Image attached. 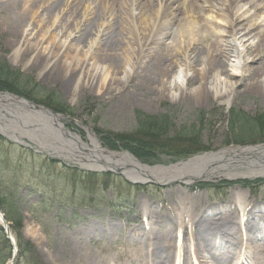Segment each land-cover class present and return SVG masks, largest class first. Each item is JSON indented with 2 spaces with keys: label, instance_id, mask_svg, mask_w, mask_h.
Masks as SVG:
<instances>
[{
  "label": "rangeland",
  "instance_id": "1",
  "mask_svg": "<svg viewBox=\"0 0 264 264\" xmlns=\"http://www.w3.org/2000/svg\"><path fill=\"white\" fill-rule=\"evenodd\" d=\"M32 3L33 0H23L27 7ZM258 5L260 8L256 10ZM97 6L102 11L104 5L99 3ZM40 13L41 9L36 15ZM69 13L62 15V22H54L53 18L47 27L40 21L35 22V30L28 36L32 25L27 26L23 39L27 36L32 42H39L41 45L38 50L47 53V48L58 40L61 26L66 22L64 18ZM227 13L229 17L223 14L217 20L219 26L211 24L210 29L204 27L200 41L194 44V50L207 53V47L215 40L220 41L217 47L220 50L231 30L241 31L258 24L253 35L258 37L256 41L264 40V3L261 0L236 3ZM179 14H182V10H179ZM232 19L234 22H230ZM203 23L201 21L200 25L203 26ZM231 23L236 26L235 30ZM165 32L168 35L153 50L170 51V48H183L189 43L176 26L167 27ZM7 37L0 26V83L5 81L17 87L27 97L24 94H13L26 98L29 96L28 99L35 104L64 116L62 122L66 127L80 135L85 142H89L87 128H90L104 148L115 152H131L140 162L150 167L185 163L195 156L225 148L264 144V99L259 92L248 90L247 85L251 79L245 78L240 83L237 77L230 79L232 83H237L236 93L228 107L213 98L172 101L160 94L154 96L146 86L139 88L138 92L145 93L147 99L133 108L124 105L123 98L103 97L102 92L83 88L81 83L75 93L70 94L60 76H45L41 68H30L31 60L18 62L14 50L21 44L13 49ZM121 62L128 68L129 63L125 60ZM89 63L92 68L108 67L106 62L94 59H90ZM180 64L179 59L169 76L165 77V82L180 71ZM251 65H258V62ZM196 67L189 68V74L194 76L193 82L187 86L189 89L197 87L202 77L195 74ZM8 69L14 74L6 73ZM108 74L110 78L112 74ZM1 136L0 204L4 205L9 219L13 221L3 220L0 216V264H51L46 254L54 252L61 258L71 256L73 242H79L84 248L95 252L97 258L107 264H128L130 256H134L143 247L142 239H145V235H130V230L138 227L142 221L136 218L142 209V202L151 203L155 215L164 213L163 204L168 203L180 190L200 196L201 202L205 204L200 210L203 217L231 213L224 222L218 220L216 225H212L215 231L222 232L224 244L232 246L229 255H225L228 263L236 264L240 251L247 256L249 249L246 245L257 247L264 242L261 239L264 229V220L261 218L264 216L262 174L231 176L233 171L225 169L222 176L200 178L192 180L190 184L181 181L163 184L151 180L138 183L130 181L120 171L87 169L69 158L57 157L54 152L58 151L52 147L50 140L47 141L50 136L45 131L24 133L23 143L30 147ZM60 142L62 151L69 155L70 150L66 145L68 141L61 138ZM246 169L248 167L238 168L237 171L243 172ZM238 192L246 196L245 203L252 202L256 206H247L248 209L252 208L248 221L247 216L242 217L241 205L238 208L233 204L228 207ZM208 207L212 211L206 213ZM15 217H20L21 222L14 221ZM108 224L116 225L115 231L107 234H88L86 231V228H108ZM227 225L233 232L225 235L223 232L228 231L225 229ZM253 227L256 232L252 231ZM146 228L150 230L151 225ZM155 230L157 232L158 228L155 227ZM166 233V240H158L159 247L174 252L179 263L183 264L189 252L181 249V229L177 227ZM250 235L252 238L248 237ZM194 243L196 245H189L192 248L189 256L194 257V250L199 246L208 263L213 262V256L224 260L220 252L223 249L209 250L203 240ZM18 244L21 245L20 250ZM263 259L264 252L251 253V264H259Z\"/></svg>",
  "mask_w": 264,
  "mask_h": 264
},
{
  "label": "bare ground",
  "instance_id": "2",
  "mask_svg": "<svg viewBox=\"0 0 264 264\" xmlns=\"http://www.w3.org/2000/svg\"><path fill=\"white\" fill-rule=\"evenodd\" d=\"M245 1L247 0H33L27 7L23 0H0V26L7 33L9 45L13 49L21 44L14 50L18 62L31 60L30 68H41L45 76H60L70 94H74L81 83L83 88L102 92L103 97L123 98L124 105L134 108L148 97L145 93H139L138 89L148 86L154 96L160 94L159 96L171 98L172 101L213 98L228 107L236 93L237 82L232 83L230 80L234 77L238 78V83L245 78L251 79L247 85L248 90L259 92L264 99V40L256 41L258 37L253 35L259 24L241 31L231 30L220 50L217 49L219 40L207 47V53L194 50V44L200 41L204 27L209 28L211 24L219 26L217 20L223 14L229 17L228 10L234 4ZM261 1L264 3V0ZM99 3L104 5L102 11L97 6ZM258 8L259 5L255 7L256 10ZM39 9L40 15H36ZM179 10H182V14H179ZM65 12L70 13L64 18L66 22L61 26L58 40L47 48V53L40 52L38 49L41 44L27 39L35 30L33 24L40 21L47 27V23L53 18L54 22H62L60 19ZM201 21L204 22L203 26L200 25ZM30 22L32 23L29 24ZM230 22H234V19ZM30 25L32 30L23 39L25 28ZM230 25L235 30L234 23ZM169 26L178 27L182 31L181 36L188 38L189 43L183 48H170V51L153 50L168 35L165 29ZM90 59L106 62L108 67L92 68ZM179 59L182 63L179 66L180 71L165 82V77L169 76ZM122 60L129 63L128 68L125 63L124 66L121 64ZM256 61L258 65H251ZM191 67H196L195 74L202 77L197 87L189 89L187 86L194 80V76L189 74ZM108 73L112 74L110 78ZM261 74L263 77L259 76ZM3 101L9 99L4 98ZM47 123L49 130L46 133L50 136L47 141L50 140L52 147L58 151L54 155L69 158L87 169H113L123 172L132 182L143 183L151 180L169 184L181 181L190 184L192 180L222 176L225 169L233 171L231 176L264 175V167L259 170L252 168L250 163L245 171H237L238 168L245 167L242 163L246 164L247 156L254 157L264 151V148L230 147L195 156L185 163L169 167H150L140 162L131 152H115L104 148L90 128H87L89 142H85L80 135L66 127L61 117L49 112ZM5 132L12 140L15 138L23 141L24 133ZM5 132L3 131L4 134ZM61 138L68 141L66 145L70 150L69 155L62 151ZM45 148L50 149L48 146ZM255 165L259 167L262 164ZM236 194L228 207L233 204L238 208L241 205L239 207L243 211L242 217L247 216L248 221L252 215L249 213L256 206L252 202L245 203L247 199L242 193ZM175 195L168 203L163 204L165 212L157 215L154 214L151 203L142 202V209L136 217L139 218L138 221H142L138 227L130 230V235H145V239H142L143 247L134 256H130L128 264H178L174 252L165 251L158 244V240L167 239L166 232H172L177 227L183 234L181 249H187V253L190 252V244L194 246V241L203 240L209 250L223 249L221 254L229 255L232 246L224 244L222 232L215 231L212 225H216L218 220L224 222L231 213L206 218L200 212L205 204L201 202L199 195L183 190ZM250 204L252 208L248 209ZM210 211L212 209L208 207L206 213ZM0 215L2 217L1 212ZM261 218L264 220V216ZM242 221L243 218L239 222ZM149 224L150 230L146 228ZM115 226L108 224V228H86V231L88 234H107L115 231ZM155 227L158 228L157 232ZM225 229L228 230H224L225 235L233 232L228 225ZM252 229L256 232L255 227ZM248 237L252 238L251 235ZM78 243L73 242L71 256L61 258L56 253L49 252L46 258L51 264H107L99 260L95 252ZM246 248L249 249L247 256L238 252L236 259L242 260L245 256L246 261L243 264H251V253L264 252V242L257 247L246 245ZM202 253L199 246L194 250L199 264H226L216 256H213V262L208 263ZM205 253L208 254L206 250ZM183 264L194 262L188 256ZM259 264H264V259Z\"/></svg>",
  "mask_w": 264,
  "mask_h": 264
},
{
  "label": "water",
  "instance_id": "3",
  "mask_svg": "<svg viewBox=\"0 0 264 264\" xmlns=\"http://www.w3.org/2000/svg\"><path fill=\"white\" fill-rule=\"evenodd\" d=\"M4 98H8L9 101L4 102ZM49 112L54 116L64 118V116L55 113L53 110L35 104L23 96L0 91V133L11 140L12 138H10V135L5 131L14 133L31 132L32 134L37 130L47 132L49 130V123H47ZM3 131L6 134H4ZM13 141H15L19 145L30 147L29 145L24 144L23 141L17 140L15 138ZM243 148L263 149L264 144ZM229 157L231 158V156ZM245 162L246 164L242 163L245 167H248L250 163V165L252 164V168L262 170V167H264V151L259 152V154H256L254 157L247 156ZM255 163L262 165H258L259 167H257Z\"/></svg>",
  "mask_w": 264,
  "mask_h": 264
},
{
  "label": "trees",
  "instance_id": "4",
  "mask_svg": "<svg viewBox=\"0 0 264 264\" xmlns=\"http://www.w3.org/2000/svg\"><path fill=\"white\" fill-rule=\"evenodd\" d=\"M12 72H13V71H12L11 69H8V70L6 71V73H8L9 75L14 74V73H12ZM2 80H6V78H3ZM0 90H8V91H10V92H12V93H15V94H21V95L24 94V93H22V91H20L19 89H17V87H14V86L8 85V83H6L5 81H2V82L0 83ZM24 96L27 97V94H24ZM28 98H29V96H28ZM30 99H31V98H30ZM0 139H3L1 135H0ZM1 194H2V190H1V188H0V196H1ZM0 208H1V210L4 212L6 219H7V220H11V219H9V217H8V212H7V210L5 209L4 205H1V204H0ZM11 221H13V220H11ZM14 221H16V222H21V219H20V217H15V218H14ZM20 247H21V245L18 244V250H20Z\"/></svg>",
  "mask_w": 264,
  "mask_h": 264
}]
</instances>
